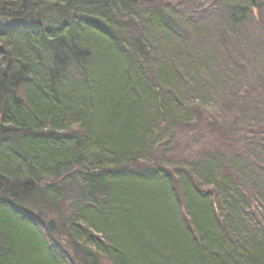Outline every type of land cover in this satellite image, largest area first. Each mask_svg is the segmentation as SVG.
<instances>
[{
    "label": "trees",
    "instance_id": "obj_1",
    "mask_svg": "<svg viewBox=\"0 0 264 264\" xmlns=\"http://www.w3.org/2000/svg\"><path fill=\"white\" fill-rule=\"evenodd\" d=\"M0 264H264V0H0Z\"/></svg>",
    "mask_w": 264,
    "mask_h": 264
},
{
    "label": "bare ground",
    "instance_id": "obj_2",
    "mask_svg": "<svg viewBox=\"0 0 264 264\" xmlns=\"http://www.w3.org/2000/svg\"><path fill=\"white\" fill-rule=\"evenodd\" d=\"M37 216H38V218L44 217V218H45V221H46V225H47V227L49 228V230H51L50 227H49V222H50L51 220L48 219V216L45 215V214H43V213H37ZM55 231H56V228H55L54 231L51 230V232H53V233H54Z\"/></svg>",
    "mask_w": 264,
    "mask_h": 264
},
{
    "label": "water",
    "instance_id": "obj_3",
    "mask_svg": "<svg viewBox=\"0 0 264 264\" xmlns=\"http://www.w3.org/2000/svg\"><path fill=\"white\" fill-rule=\"evenodd\" d=\"M49 227H50V229H51L52 231L55 230V224H54L53 221H50V222H49Z\"/></svg>",
    "mask_w": 264,
    "mask_h": 264
},
{
    "label": "rangeland",
    "instance_id": "obj_4",
    "mask_svg": "<svg viewBox=\"0 0 264 264\" xmlns=\"http://www.w3.org/2000/svg\"><path fill=\"white\" fill-rule=\"evenodd\" d=\"M206 5V4H205ZM192 6H194V4H192ZM198 9V8H197ZM207 9H209V7H207Z\"/></svg>",
    "mask_w": 264,
    "mask_h": 264
}]
</instances>
